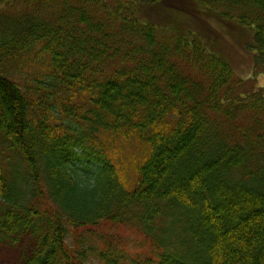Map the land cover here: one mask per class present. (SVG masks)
<instances>
[{"label":"trees","instance_id":"obj_1","mask_svg":"<svg viewBox=\"0 0 264 264\" xmlns=\"http://www.w3.org/2000/svg\"><path fill=\"white\" fill-rule=\"evenodd\" d=\"M223 29L264 75V0H0V247L264 264V86Z\"/></svg>","mask_w":264,"mask_h":264},{"label":"rangeland","instance_id":"obj_2","mask_svg":"<svg viewBox=\"0 0 264 264\" xmlns=\"http://www.w3.org/2000/svg\"><path fill=\"white\" fill-rule=\"evenodd\" d=\"M113 1V0H109ZM223 35L225 36V42L222 52L229 58L233 69L235 71V77L248 80L250 82H255L259 86H264V75L256 72L253 54L250 47V34L243 31H237L236 34H232L224 29ZM253 80V81H252ZM126 234H131V232L126 231ZM138 235L137 231H133V236H126L128 242L127 251L129 255L135 254L137 251H147L148 246L142 242L141 244H136L137 240H142ZM96 260V264H105L102 261ZM21 255L19 248L11 247H0V264H20Z\"/></svg>","mask_w":264,"mask_h":264}]
</instances>
